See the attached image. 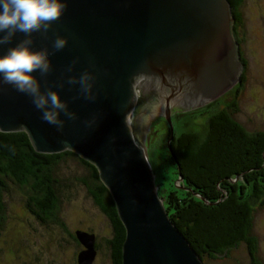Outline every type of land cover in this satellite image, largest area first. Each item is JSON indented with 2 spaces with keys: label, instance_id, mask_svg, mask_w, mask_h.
Segmentation results:
<instances>
[{
  "label": "water",
  "instance_id": "water-1",
  "mask_svg": "<svg viewBox=\"0 0 264 264\" xmlns=\"http://www.w3.org/2000/svg\"><path fill=\"white\" fill-rule=\"evenodd\" d=\"M233 22L227 0H68L46 36L33 34V50L47 48L52 65L47 78L33 75L42 92L57 91L79 119L58 129L41 120L29 96L10 85L0 91V132L25 131L36 152L71 151L96 167L125 226L122 264H205L166 212L140 138L159 115L168 127L170 108L192 114L237 84L242 67ZM57 36L68 41L61 51L52 47ZM24 38L17 33L0 55ZM84 71L96 77L95 102L74 99L79 85L56 86ZM93 117L95 125L85 127ZM76 237L83 247L77 264H94L95 235Z\"/></svg>",
  "mask_w": 264,
  "mask_h": 264
},
{
  "label": "trees",
  "instance_id": "trees-1",
  "mask_svg": "<svg viewBox=\"0 0 264 264\" xmlns=\"http://www.w3.org/2000/svg\"><path fill=\"white\" fill-rule=\"evenodd\" d=\"M227 1L243 65L234 88L238 95L246 80L243 72L247 66L241 41L237 38L244 0ZM236 110V98L220 110L209 107L208 118L200 131H182L176 126L177 134L173 130L172 139L167 127L166 145L160 151L167 154L173 169V173L167 171L170 177L167 187L162 183L160 167L156 169L153 156L150 155L148 160L166 212L179 223L203 260L227 258L232 250L244 244L250 264H263L257 258V240L250 234L256 210L250 199L264 205V131L247 130L233 117L232 112ZM72 160L84 171L77 181L105 217L111 234L104 239L110 250V263L122 264L125 226L96 167L71 151L60 154L36 152L25 131L0 132V226L7 220L4 195L16 192L26 196V207L38 221L56 224L79 251L82 245L76 232L68 230L59 218L62 183L57 171L62 162ZM177 176L181 178V189L174 183ZM77 256L74 264H77Z\"/></svg>",
  "mask_w": 264,
  "mask_h": 264
},
{
  "label": "rangeland",
  "instance_id": "rangeland-1",
  "mask_svg": "<svg viewBox=\"0 0 264 264\" xmlns=\"http://www.w3.org/2000/svg\"><path fill=\"white\" fill-rule=\"evenodd\" d=\"M241 13L242 24L237 38L241 41L240 47L247 65L243 72L246 75L243 88L235 95L236 84H229L225 93L210 98L207 105L192 114L178 113V107L170 108L175 134L176 126H180L182 131H200L208 118L209 107L220 110L235 98L237 110L232 112L233 117L250 132L264 131V0H244ZM167 133V127L159 115L148 121V135L140 138L147 157L153 156L156 169L160 167V178L163 177L162 183L166 187L170 183L167 171L173 173L167 154L160 153L166 145ZM82 175L84 171L73 160L60 165L57 171L62 183L59 218L71 232L94 233L99 247H95L97 255L94 264H110V250L104 239L111 234L105 217L77 181ZM177 179L175 186L181 189V181ZM3 200L7 206V220L0 226V264H74L78 252L76 244L56 224L38 221L26 207L25 195L16 192L5 194ZM250 202L256 207L250 234L257 240V258L264 264V205L251 199ZM91 229L92 232H87ZM204 261L205 264H250L244 244L232 250L227 258Z\"/></svg>",
  "mask_w": 264,
  "mask_h": 264
},
{
  "label": "clouds",
  "instance_id": "clouds-1",
  "mask_svg": "<svg viewBox=\"0 0 264 264\" xmlns=\"http://www.w3.org/2000/svg\"><path fill=\"white\" fill-rule=\"evenodd\" d=\"M68 0H0V46L11 43L17 33H23L25 38L15 47H10L7 52L0 55V91L4 86L10 85L15 91L31 98L32 104L41 112V120L58 129H63L67 121L79 119L76 112L70 111L68 103L61 100L57 91L48 88L41 91L38 79L33 75L39 72L40 76L47 78L52 72L49 59V50H33L34 33L46 36L53 24L60 20L67 9ZM68 41L57 36L53 41L54 51L63 50ZM79 62L78 58L65 70L70 73ZM96 77L89 71H84L79 77L68 76L66 81L59 83V88L68 85H79V96L89 102H95L96 94L93 92ZM135 79V77H134ZM61 113L66 118L61 119ZM85 127L91 128L96 123V118L85 120ZM65 150L71 147L64 141Z\"/></svg>",
  "mask_w": 264,
  "mask_h": 264
},
{
  "label": "bare ground",
  "instance_id": "bare-ground-1",
  "mask_svg": "<svg viewBox=\"0 0 264 264\" xmlns=\"http://www.w3.org/2000/svg\"><path fill=\"white\" fill-rule=\"evenodd\" d=\"M230 6V5H229ZM230 12H231V10H230ZM234 21V20H233ZM234 23V22H233ZM238 44V43H237ZM239 46V45H238ZM239 63H240V59H239ZM240 65H241V67H242V71H243V65L240 63ZM242 73V72H241ZM241 75V74H240ZM240 77V76H239ZM238 80H239V78H238ZM167 111V110H166ZM166 118H167V112H166ZM168 118H169V120H170V124H169V122H168V120H167V123H168V126H169V130H170V133L171 134H173V126H172V123H171V119H170V112H169V116H168ZM170 125H171V127H172V130H171V128H170ZM19 132V131H18ZM30 140V139H29ZM31 142V141H30ZM148 158V157H147ZM148 162H149V160H148ZM150 164V163H149ZM150 167H151V165H150ZM152 169V168H151ZM180 181H181V178L179 179Z\"/></svg>",
  "mask_w": 264,
  "mask_h": 264
},
{
  "label": "flooded vegetation",
  "instance_id": "flooded-vegetation-1",
  "mask_svg": "<svg viewBox=\"0 0 264 264\" xmlns=\"http://www.w3.org/2000/svg\"><path fill=\"white\" fill-rule=\"evenodd\" d=\"M96 239H97V236H96ZM97 241H98V239H97ZM97 241H96V243H97ZM82 250V247H81V249L78 251V253L80 252ZM77 253V254H78ZM77 254L75 255V256H77ZM110 259H111V255H110ZM110 264H112V263H110Z\"/></svg>",
  "mask_w": 264,
  "mask_h": 264
}]
</instances>
